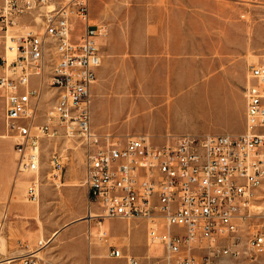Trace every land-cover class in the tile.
I'll use <instances>...</instances> for the list:
<instances>
[{"label": "built area", "instance_id": "2783aa9c", "mask_svg": "<svg viewBox=\"0 0 264 264\" xmlns=\"http://www.w3.org/2000/svg\"><path fill=\"white\" fill-rule=\"evenodd\" d=\"M106 33L105 24L91 19L90 0H0V38L16 44L12 61L0 57V99L25 196L39 198L42 143L69 139L81 151L98 224L143 220L147 246L163 248L162 264H216L234 252L230 243L240 238L250 207L264 200V54L249 65L242 133L120 141L91 126V87L101 64L96 39ZM55 154L54 148V180L61 169ZM246 244L244 254H264V227ZM108 255L140 263L117 246ZM36 258L30 252L23 264H37Z\"/></svg>", "mask_w": 264, "mask_h": 264}, {"label": "rangeland", "instance_id": "374dc122", "mask_svg": "<svg viewBox=\"0 0 264 264\" xmlns=\"http://www.w3.org/2000/svg\"><path fill=\"white\" fill-rule=\"evenodd\" d=\"M90 15L94 23L105 24L112 35L111 73L105 77L106 84L100 86L99 97L107 103L114 100L117 106L127 100L133 109L124 113L110 111L102 128L94 129L96 133L108 134L120 141L143 134L154 139L157 134L153 131H161L155 128L160 120L144 117V112L137 109L139 98L144 97L138 85L146 72L155 73L158 80L180 79V71L186 68L193 71L191 80L166 89L170 94H156L170 101L182 95L186 97L170 123L161 124L162 131L168 132V136L243 131L249 65L264 54V0H90ZM16 31L11 29L8 34ZM154 39L156 42L152 43ZM4 47V39L0 38V57L4 56ZM127 80L131 84L129 88ZM157 106L152 104V108ZM237 127L240 128L235 132ZM4 134L0 101V139L11 144L9 147L0 142V169L4 159L13 158L9 186L0 198V264H23L30 252H35L37 264H90L88 243L83 260L77 247L78 235L67 237L64 232L70 224L87 225L88 211L93 210L84 184L80 149L62 137L42 143L39 198L31 202L25 196L26 182L16 175L14 139L8 135L1 137ZM54 148L56 157L61 154V169L55 172L58 174L55 180L49 175L53 170L50 159ZM6 165H9L7 161ZM4 173L2 168L0 174ZM98 220L90 219L89 225L99 229ZM143 222L146 226L143 220L104 222L105 240L100 238L98 242L97 238H91L106 249L101 260L107 261L109 246L119 247L116 242L122 239L129 238L131 251L145 248L146 232L139 225ZM262 227L264 200H259L250 207V217L241 223L240 238L230 243L234 252L221 256L216 264H264V254L248 256L243 252L247 249L248 237ZM68 246L76 248L68 251ZM145 251L153 258L148 259V264H162V247L152 245ZM139 264H143L141 260Z\"/></svg>", "mask_w": 264, "mask_h": 264}, {"label": "crops", "instance_id": "0c3cea01", "mask_svg": "<svg viewBox=\"0 0 264 264\" xmlns=\"http://www.w3.org/2000/svg\"><path fill=\"white\" fill-rule=\"evenodd\" d=\"M110 35L111 34L109 33V31H107V33L105 35L100 36L96 39L99 54L101 56V64L99 65V67H97L95 69V82L91 87V126H92L93 130L94 129L98 130V129L102 128L105 121L107 119H109L110 111H118V112L124 113L126 111H132L133 110L131 108V106L129 105L127 100L121 103L122 106H117V104L115 103L114 100H113V102L107 103V101H105L104 99L99 97V92H98L99 88H100V86L106 84V81L104 82L105 77L109 73H111V69L109 67V65H110L109 56H110V49H111V45H112V39H111L112 35L111 36ZM150 40H152V38H150ZM154 40L155 41H152V43L156 42V39H154ZM148 44H151V41H149ZM150 48L152 49V47H150ZM149 51H151V50H149ZM144 58L146 59V57H144ZM186 67H188V64L186 65ZM189 70L190 69H188V68H186L185 70H181L180 74H182V75H181L180 79H177V77L175 79H170V78L166 77L162 80L156 79L155 75H154L155 73H147L146 72L144 75V80L141 83H139V85H138V87L140 88L141 91L143 89V92H141V93L144 95V97L139 98V101L137 103V109L139 111L144 112V114H145L144 117L155 119V120H157V119L160 120V122L158 123L160 125L155 127V128H158L161 131H155L154 130L153 133L157 134V135L154 136V139L151 138L152 141L155 143H164V141L167 139V136L170 134H168V132L162 131L163 127L161 124H163V122H165V121H166L165 124L170 123V121L173 119L176 111L178 110L179 106L186 102V97L184 95H182L177 100L170 101V100H166L163 98L160 99L159 97H156V94H158V93L170 94L168 91L166 93V89L169 90V88H176L178 86L177 83L180 81L183 82V81L191 80V77H192L191 73H193V71L192 70L189 71ZM175 72H177V70H175ZM130 86H131V84L129 83V80H127L126 81V87L129 88ZM157 89H160V92ZM0 101L2 102V105H3V127H4V131L6 133V134L2 135L1 137H6L7 132H6L5 123H4V103L1 99H0ZM152 104H159V106L152 108ZM239 128L240 127H237L235 132H237L239 130ZM244 128H245V104H244ZM243 131H244V129H243ZM143 135L149 136L147 134H143ZM181 135H186V134H181ZM233 135H237V134H233ZM171 136H178V135H171ZM0 142H2L3 144L6 143L9 145V147H11L10 142L7 140H1L0 139ZM12 146H13V143H12ZM6 161L9 163V165H6ZM2 168L4 169V171H6V173L0 174V198L9 186L10 173L13 169V158L12 159L11 158L10 159H8V158L4 159ZM15 170H16V167H15ZM109 220H111V219H103L101 224L104 226V222H108ZM87 225L84 223L70 224L67 226V228L64 231V232H67V235H66L67 237L68 236L72 237L74 235H78L77 237H79V243H78L79 245L77 247H78L79 255L83 258V260H85V258H86L87 243H88L89 255H90V257H89L90 262L89 263L90 264H103V262H108V263H112V264H120V263L125 264L124 260L115 259V258L110 257L109 255H107V261L101 260L102 258H104L103 253L106 252V249H103L100 246L96 245V244H98L99 241L98 242L97 241L92 242L90 240V242H88L87 235H84V230L88 227ZM139 225L143 226V228L146 232L145 223L143 222ZM91 228L94 230V232H97L100 229V228L98 229L97 226H95V227L92 226ZM105 231H106V229H105ZM55 234L56 233H54L53 236ZM143 240H144L143 242L145 243V248H138L135 251H131L132 249H130L131 242H130L129 238L122 239V241L120 243L119 242H116V243L120 244L119 247L122 249L123 253H127V254H130L132 256L138 257V258H140V260L142 261L143 264H148L149 261H148L147 255H149V254H147L145 251L148 247L147 246V235H146V233H145V237ZM123 247H126L128 250L124 251ZM75 248H76V246L75 247L73 246L72 248H71V246H68V251H70V249H75ZM110 248H111V246H109L108 252H109ZM92 259H95V262L92 263Z\"/></svg>", "mask_w": 264, "mask_h": 264}, {"label": "bare ground", "instance_id": "6f19581e", "mask_svg": "<svg viewBox=\"0 0 264 264\" xmlns=\"http://www.w3.org/2000/svg\"><path fill=\"white\" fill-rule=\"evenodd\" d=\"M11 37V36H10ZM4 56L6 57V59H7V61L8 62H10V61H12L13 59H14V57H15V55H16V44L12 41V39H10L9 37H7V40H6V45H5V47H4ZM12 55H13V57H12ZM10 57H12V58H10ZM67 141H71V140H67ZM16 182L17 183H21V181L19 180V179H16ZM89 215V216H88ZM98 215V210H97V208H94V210H89L88 211V214H87V218L89 219L88 220V225L90 224V219L91 218H94L95 216H97ZM112 220V219H111ZM246 220H244V222H245ZM127 222H130V221H127ZM102 230V231H101ZM103 231H104V229H103V227H102V224L100 223V230H99V232L95 235V233L92 231V229H91V226L89 225L88 226V230H87V237H88V239L89 240H91V237L89 236V233H92L94 236V238H97V241H99V240H101L100 238H102L101 237V235H102V233H103ZM150 246H152V245H150ZM149 246V247H150ZM237 254V253H236ZM236 256V255H235Z\"/></svg>", "mask_w": 264, "mask_h": 264}]
</instances>
